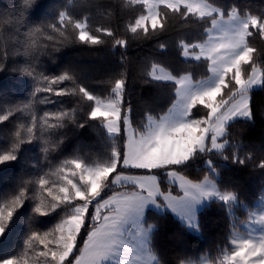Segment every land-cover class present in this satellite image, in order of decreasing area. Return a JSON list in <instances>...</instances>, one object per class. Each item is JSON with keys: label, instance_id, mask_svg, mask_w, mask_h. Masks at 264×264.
I'll return each instance as SVG.
<instances>
[{"label": "snow or ice", "instance_id": "obj_1", "mask_svg": "<svg viewBox=\"0 0 264 264\" xmlns=\"http://www.w3.org/2000/svg\"><path fill=\"white\" fill-rule=\"evenodd\" d=\"M129 3L144 9L127 26L135 38L161 35L173 19L183 25L202 23L206 39L199 43L181 39L179 47L184 57L201 61L211 75L195 79L166 72L152 63L146 75L151 81L171 82L174 95L166 111L146 112L137 124L127 99L125 73L111 78L109 94L101 96L71 68L50 76L35 66L39 55L50 54L48 49L55 52L74 43L102 45L107 42L105 37L111 38L114 48H127L126 37L109 27L93 29L68 11H59L52 20L30 27V37L43 36L52 43L41 48L32 41L24 51L30 62L11 69L30 77L33 89L27 100L0 109V123L18 114L27 118L17 124L7 146L0 147V165L15 161L24 145L35 142H40L44 159L49 160L63 144L57 130L67 122L84 128L99 121L108 143L106 154L99 159L65 158L58 165L49 160L48 172L28 179L22 176L12 190L0 193V236L6 235L25 202L32 204L21 249L0 259V264H158L152 247L154 225L145 223L149 207L170 210L198 232L197 211L202 202L222 203L229 214L239 203L237 193L218 185L212 155L239 165L251 159L235 151L229 157L224 151L234 144V139H229L232 122L253 118V86H264V68L258 65V49L252 44L254 38L264 40V15L242 13L235 7L226 10L214 0ZM36 4L37 0H23L21 17ZM5 70L0 59V71ZM53 96L74 97L78 104L87 102L83 121L76 115L77 108L38 114L37 105L54 103ZM200 157L205 158L207 169L203 178H189L185 170ZM255 166L264 170V157ZM161 174L167 189L162 186ZM51 176L58 180L50 181ZM57 209L64 215L52 229L42 231L35 226L37 217L49 216ZM246 223L258 225L262 231L254 235L255 228H250L242 233L233 225L228 238L231 247L222 248L214 258L180 259L178 264H264V210L249 211Z\"/></svg>", "mask_w": 264, "mask_h": 264}, {"label": "trees", "instance_id": "obj_2", "mask_svg": "<svg viewBox=\"0 0 264 264\" xmlns=\"http://www.w3.org/2000/svg\"><path fill=\"white\" fill-rule=\"evenodd\" d=\"M214 3L226 10L235 7L242 13L264 15V0H214ZM22 8L23 0H0V59L8 69L0 71V109L29 98L33 89L32 79L11 69L30 62V57L24 55V51L32 41L41 48L52 43L43 36L30 37L28 31L42 21L52 20L59 11H68L75 19L85 20L93 29L101 26L112 28L118 36L129 40L128 47L114 48L111 38L105 37L107 42L102 45L74 43L61 46L55 52L48 49L50 54L39 55L35 64L37 71L54 76L71 68L82 83L101 96L109 94L110 85L107 82L111 78L125 73L129 91L127 99L132 103L137 124H140L146 112L162 114L166 111L174 95L171 82L151 81V77L146 75L151 71L152 63H158L170 73L189 75L195 79L210 75L201 61L186 59L179 47L181 39L191 43L206 39L202 23L183 25L173 19L165 33L151 39H140L128 32L127 26L144 9L140 5L130 4L129 0H37L36 6L21 17ZM161 43L166 47L159 48ZM252 44L258 49L257 63L264 68V40L254 38ZM52 99L54 103L37 105L38 114L77 108L76 115L83 121L87 102L78 104L74 97L53 96ZM250 106L253 118L232 122L229 139H234V144H229L224 151V155L229 157L234 151L242 157L247 155L251 157L248 163L234 164L220 155H212L217 167L215 179L218 185L239 196V203L233 209L234 216L222 203L211 201L198 213L199 231L193 232L169 212L148 210L146 222L154 225L152 247L158 264H178L180 259L218 256L222 248L230 247L228 238L231 227H238L247 220L248 212L256 208L264 193V170L255 166L264 157V86L251 91ZM200 114L197 113L198 116ZM26 120V117L18 114L10 121L0 123V147L7 146L17 130V124ZM57 132L63 138V144L59 151L49 157L53 165L73 157H85L91 162L106 154L107 133L99 121H92L84 128L67 122ZM49 160L44 159L40 142L24 145L15 161L0 165V193L12 190L22 176L28 179L48 172ZM206 170L205 158L200 157L185 171L189 178L202 179ZM49 179L58 180V177L51 176ZM167 185L164 182V186ZM36 195L39 197V192ZM61 211L57 209L49 216L37 217L35 226L42 231L52 229L63 217ZM31 215L32 204L26 201L17 211L6 235L0 236V259L21 249Z\"/></svg>", "mask_w": 264, "mask_h": 264}, {"label": "rangeland", "instance_id": "obj_3", "mask_svg": "<svg viewBox=\"0 0 264 264\" xmlns=\"http://www.w3.org/2000/svg\"><path fill=\"white\" fill-rule=\"evenodd\" d=\"M186 58V57H185ZM186 59H192L191 57H187ZM166 72H169V71H167V70H165ZM211 75V74H210ZM189 76V75H188ZM164 82H168V81H164ZM260 86H253V88H252V90L251 91H253V90H255V89H257V88H259ZM251 93V92H250ZM238 119H243V118H238ZM238 119H236V120H238ZM215 177H217V175L215 176ZM164 182L165 183H167L166 182V180H165V178L163 177V174H161V183H162V186H163V188L164 189H167L168 188V185L167 186H164ZM214 201V200H213ZM211 201H204V202H202V204L201 205H199L198 206V211H197V220H198V213L208 204V203H210ZM237 206V203L233 206V208H232V210H231V216H234V207H236ZM148 210H154V211H156V212H158V213H164V212H169V213H171L178 221H180L182 224H184L189 230H191V231H193V232H196V230H194V229H192V228H189L187 225H186V223H184L182 220H181V218L177 215V214H175V213H173V212H171L170 210H161V209H156V208H154V207H149V209H147L146 210V213H145V223L147 224V222H146V214H147V211ZM256 210H264V200H262V199H260L258 202H257V205H256V208L254 209V210H252V211H256ZM238 228L240 229V231L242 232V233H247L249 230H250V228H255V233H254V235H257V234H259V232L260 231H262V229L258 226V225H255V224H247L246 223V220L244 221V222H242L241 224H239L238 225ZM153 231V230H152ZM231 247V246H230Z\"/></svg>", "mask_w": 264, "mask_h": 264}]
</instances>
